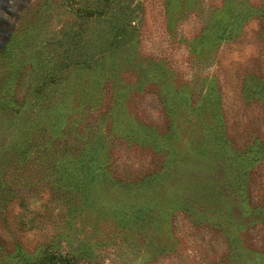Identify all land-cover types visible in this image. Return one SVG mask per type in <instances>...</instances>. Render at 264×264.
Wrapping results in <instances>:
<instances>
[{
    "label": "rangeland",
    "instance_id": "374dc122",
    "mask_svg": "<svg viewBox=\"0 0 264 264\" xmlns=\"http://www.w3.org/2000/svg\"><path fill=\"white\" fill-rule=\"evenodd\" d=\"M0 264H264V0H0Z\"/></svg>",
    "mask_w": 264,
    "mask_h": 264
}]
</instances>
